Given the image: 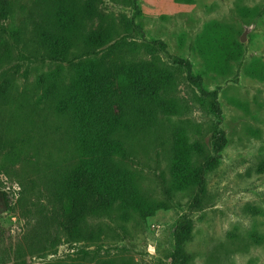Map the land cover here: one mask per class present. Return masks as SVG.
<instances>
[{
    "label": "rangeland",
    "instance_id": "obj_1",
    "mask_svg": "<svg viewBox=\"0 0 264 264\" xmlns=\"http://www.w3.org/2000/svg\"><path fill=\"white\" fill-rule=\"evenodd\" d=\"M9 1L14 13L5 26L30 24L35 0ZM137 3L139 16L128 0L107 1L102 7L105 21L116 24L120 36L128 42L164 43L172 57L189 61L193 76L202 79L200 89L186 73L179 74L177 85L169 93L177 113L161 116L164 132L158 137L157 148L132 163L144 197L166 208L152 215L116 209L112 215L89 221L88 235L95 236L92 241L68 244L63 239L50 251L57 234L55 221L60 216L52 215L54 207L46 201L21 208L16 180L20 164H15V174L12 157L0 149V264H13L17 247L24 250L26 264H99L109 260L117 264H171L174 233L186 214L194 222L193 241L187 247L192 254L190 264H264V79L252 77L249 72L255 62L264 65V0ZM129 21L135 27L127 31ZM210 22L228 25L246 47L242 59L233 61L223 76L209 70L197 50ZM99 23L97 20L94 28ZM245 31L247 39L242 43ZM135 55L136 59L145 57L141 50ZM54 69L55 64L34 60L21 52L4 68L15 79L13 94L22 102L21 107L0 104V121L6 123L5 133L11 142L18 143L28 132L35 133L34 125L28 123L22 111L31 112L39 96V77ZM61 70L63 75H70L68 67ZM204 91L217 92V109ZM47 115L52 118L49 109L38 103L32 120L38 124ZM216 125L224 130L227 139L219 155L212 146ZM177 131H182L190 146L196 168L205 170L204 193L199 187L174 188L170 149ZM212 157H216L215 163L207 164ZM44 239L49 242H42Z\"/></svg>",
    "mask_w": 264,
    "mask_h": 264
},
{
    "label": "trees",
    "instance_id": "obj_2",
    "mask_svg": "<svg viewBox=\"0 0 264 264\" xmlns=\"http://www.w3.org/2000/svg\"><path fill=\"white\" fill-rule=\"evenodd\" d=\"M107 1L111 0H35L30 24L6 27L14 9L9 0H0V104H22L13 94L15 79L4 70L15 55L21 52L57 68L39 77L37 103L30 113L22 111L34 125V134L28 132L18 145L9 140L6 123L0 121V149L12 157L15 174L14 166L20 164L16 180L21 208L46 201L54 207L52 215L60 216L55 221L57 234L50 251L63 239L68 244L92 241L95 236L88 235L89 221L112 215L116 209L152 215L166 208L144 197L132 163L157 148L158 137L164 132L161 116L177 113L169 93L177 85L179 74L186 73L202 89V79L193 76L191 63L172 57L164 43L147 40L138 44L120 36L119 27L107 23L102 13ZM128 1L139 16V0ZM97 20L100 23L94 28ZM129 22L127 31L135 27ZM136 28L142 30L140 25ZM204 30L197 50L206 67L223 76L233 61L242 59L246 47L228 25L210 22ZM139 50L145 57L136 59ZM64 67L69 68V76L63 75ZM249 69L252 77L264 79V65L255 62ZM206 94L217 109V92ZM38 103L49 109L52 118L47 115L35 124L32 118ZM218 125L212 142L217 155L227 142ZM172 139L174 188L199 187L204 193L205 170L196 168L182 131L175 132ZM215 160L212 157L207 164ZM189 215L176 227L171 264L192 261L187 247L193 241L194 222ZM13 253V264H26L22 248H15ZM99 264L117 263L109 260Z\"/></svg>",
    "mask_w": 264,
    "mask_h": 264
},
{
    "label": "water",
    "instance_id": "obj_3",
    "mask_svg": "<svg viewBox=\"0 0 264 264\" xmlns=\"http://www.w3.org/2000/svg\"><path fill=\"white\" fill-rule=\"evenodd\" d=\"M246 35H247V31H245V33L242 35V37H241V39H240V41H241L242 43H245V42H246V39H247Z\"/></svg>",
    "mask_w": 264,
    "mask_h": 264
}]
</instances>
